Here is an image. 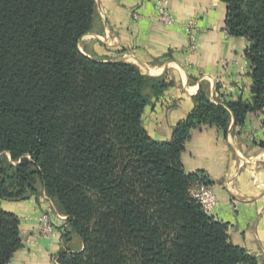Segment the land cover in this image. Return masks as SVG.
<instances>
[{
	"label": "trees",
	"instance_id": "obj_1",
	"mask_svg": "<svg viewBox=\"0 0 264 264\" xmlns=\"http://www.w3.org/2000/svg\"><path fill=\"white\" fill-rule=\"evenodd\" d=\"M221 1L227 34L249 41L251 98L220 105L199 90L158 142L142 117L172 82L80 52L95 0H0V202L37 196L39 183L66 216L58 264H257L191 198L205 178L181 164L193 130L226 133L264 110V0ZM19 225L0 207V264L21 249Z\"/></svg>",
	"mask_w": 264,
	"mask_h": 264
},
{
	"label": "crops",
	"instance_id": "obj_2",
	"mask_svg": "<svg viewBox=\"0 0 264 264\" xmlns=\"http://www.w3.org/2000/svg\"><path fill=\"white\" fill-rule=\"evenodd\" d=\"M155 1L95 0L91 28L78 48L95 61L131 64L144 75L172 82L161 95L150 97L142 117L149 137L166 142L193 110L199 90L215 104L249 100L251 66L245 57L249 41L226 32L221 0H165L174 18L169 26L155 19ZM263 135L264 110L248 114L242 127L231 124L226 133L214 126L193 130L181 154L183 171L201 173L216 198L208 215L227 224L230 242L257 264H264V150L258 146ZM0 207L20 221L22 246L7 264H53L65 230L58 209L41 194L3 200ZM44 213L54 229L47 238L36 232ZM72 246L75 252L82 249L76 239Z\"/></svg>",
	"mask_w": 264,
	"mask_h": 264
},
{
	"label": "built area",
	"instance_id": "obj_3",
	"mask_svg": "<svg viewBox=\"0 0 264 264\" xmlns=\"http://www.w3.org/2000/svg\"><path fill=\"white\" fill-rule=\"evenodd\" d=\"M167 2L165 0L155 1V19L166 26L172 25L174 23V18L166 6ZM136 18V16L134 17ZM191 27L192 23L189 22ZM189 27V28H190ZM190 196L195 200L202 208L206 214L213 212L217 205L215 196L204 184H195L190 190ZM36 232L39 236L47 238L53 235L54 229L49 220L47 213L42 214L37 222ZM53 264H58L57 260H54Z\"/></svg>",
	"mask_w": 264,
	"mask_h": 264
},
{
	"label": "rangeland",
	"instance_id": "obj_4",
	"mask_svg": "<svg viewBox=\"0 0 264 264\" xmlns=\"http://www.w3.org/2000/svg\"><path fill=\"white\" fill-rule=\"evenodd\" d=\"M36 188H37L38 194H41L44 201H47L48 204L54 205V207H56L54 204V201L49 196L46 195L44 189L41 186H39V183L36 184ZM62 215H63V217H65V221H66V216L64 214H62ZM75 239L80 242V240L74 235L72 241Z\"/></svg>",
	"mask_w": 264,
	"mask_h": 264
}]
</instances>
